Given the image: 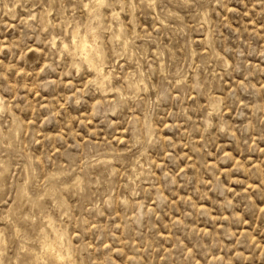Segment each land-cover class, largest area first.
<instances>
[{
  "label": "rangeland",
  "instance_id": "rangeland-1",
  "mask_svg": "<svg viewBox=\"0 0 264 264\" xmlns=\"http://www.w3.org/2000/svg\"><path fill=\"white\" fill-rule=\"evenodd\" d=\"M62 261L264 264V0H0V264Z\"/></svg>",
  "mask_w": 264,
  "mask_h": 264
},
{
  "label": "bare ground",
  "instance_id": "bare-ground-1",
  "mask_svg": "<svg viewBox=\"0 0 264 264\" xmlns=\"http://www.w3.org/2000/svg\"><path fill=\"white\" fill-rule=\"evenodd\" d=\"M102 1H103V0H102ZM100 2H101V1H100ZM85 6H86V5H85ZM90 12H91V11H90ZM72 35H73V34H72ZM77 36H78V35H77ZM73 37H75V35H74ZM78 37H79V36H78ZM76 38H77V37H76ZM74 39H75V38H74ZM74 39H73V40H74ZM85 39H86V38H85ZM80 41H81V42H80V43H81V49H82V50H86V49H87L88 52H89V49L86 48V46H88V45L86 44V40H84V38H83V40L80 39ZM74 42H75V40H74ZM72 43H73V42H72ZM77 44H79V43H77ZM91 46H92V45H91ZM94 47H95V46H94ZM64 48H65V47H63V49H64ZM78 48H80V47H78ZM92 48H93V47H92ZM79 51H80V50H79ZM93 51H94V50H93ZM84 53H86V52H84ZM98 55H99V54H98ZM87 57H88V56H87ZM97 58H98V57H97ZM81 59H82V58H81ZM86 59H87V58H86ZM92 61H94V60H92ZM98 64H99V63H98ZM86 65H87V64H86ZM88 66H89V65H88ZM99 67H100V65H99ZM101 69H102V68H100V70H101ZM103 76H104V75H103ZM100 81H101V80H100ZM99 83H100V82H99ZM133 84H134V83H133ZM130 85H131V84H130ZM135 88H136V87H135ZM48 221H51V219L48 220ZM48 223H49V222H48ZM48 225H50V224H48ZM51 227H52V226H51ZM53 227H54V226H53ZM55 232H57V231L55 230ZM55 232H54V233H55ZM55 235H56V233H55ZM58 235H59V234H58ZM54 237H55V236H54ZM59 237H60V236H59ZM44 239H45V238H44ZM52 239H53V238H52ZM54 239H55V238H54ZM60 239H61V238H60ZM50 241H51V240L49 239V243H50ZM41 242H42V241H41ZM43 242H44V241H43ZM51 242H52V241H51ZM45 243H46V240H45ZM49 243H47V244H48V248L50 249V247H51V248L53 247V251H54V249H55V248H54V244H53V243H50V244H49ZM62 243H63V242H62ZM47 244H46V245H47ZM58 245H60V244H58ZM62 245H64V244H62ZM42 247H43V246H42ZM58 247H60V246H58ZM60 248H61V247H60ZM63 248H64V247H63ZM63 248H62V249H63ZM45 249H46V247H45L43 250H45ZM65 249H66V248H65ZM43 252H44V251H43ZM59 252H60V250H59ZM65 252H66V251H65ZM44 253H45V252H44ZM44 253H43V254H44ZM66 253H67V252H66ZM63 254H65V253H63ZM63 254H62V253H58V254H57V258H61V257H63V256H64ZM66 255H68V254H66ZM55 258H56V256H55ZM64 258H65V256H64ZM68 258H69V257H68ZM50 259H51V258H50ZM53 259H54V258H53ZM68 260H69V259H67V261H68ZM60 261H61V260L59 259V262H60ZM63 261H64V259H63ZM63 261H62V263H64ZM65 261H66V260H65ZM36 262H37V261H36ZM53 262H54V261H53ZM53 262H51V263H53ZM68 262H69V261H68ZM56 263H57V262H56ZM62 263H60V264H62ZM64 264H65V263H64ZM70 264H71V263H70Z\"/></svg>",
  "mask_w": 264,
  "mask_h": 264
}]
</instances>
